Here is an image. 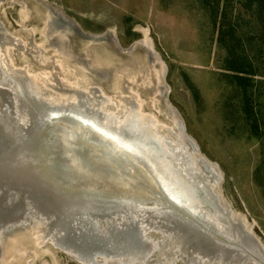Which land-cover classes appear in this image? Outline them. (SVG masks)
I'll return each mask as SVG.
<instances>
[{
    "label": "rangeland",
    "instance_id": "rangeland-1",
    "mask_svg": "<svg viewBox=\"0 0 264 264\" xmlns=\"http://www.w3.org/2000/svg\"><path fill=\"white\" fill-rule=\"evenodd\" d=\"M254 9L250 0H0V264H264V27ZM230 50L251 62L256 131L229 75ZM91 111L114 129L147 125L190 170L210 171L211 208L236 235L162 209L98 213L85 206L117 202L49 174L52 187L41 181L22 129L64 115L85 123ZM16 146L30 153L24 168L12 161L25 157Z\"/></svg>",
    "mask_w": 264,
    "mask_h": 264
},
{
    "label": "bare ground",
    "instance_id": "bare-ground-1",
    "mask_svg": "<svg viewBox=\"0 0 264 264\" xmlns=\"http://www.w3.org/2000/svg\"><path fill=\"white\" fill-rule=\"evenodd\" d=\"M148 79L150 78L148 77ZM151 85L155 89H158L159 86H162L153 82ZM77 105L78 102H75L73 107ZM52 111H54V109ZM59 111L60 110L58 109L56 112ZM98 116L99 115L97 111H93V113L91 111L87 115H83L82 117L86 119L85 123H83V118V120H81L70 115H64L62 117L56 116L55 118L53 116L52 118L55 119V121L53 120V123H49L50 120H48V117H44L43 119L41 118L36 120V122L33 124L34 127L31 128L32 132H30V128H23L24 130L22 129L21 132L22 135L21 137H18V139H24L28 137L27 143L25 145L26 147H29L28 149L30 151L33 150V156H36V159L33 161V166L35 165L34 168L36 169H34L35 172L33 173L37 176L41 174V181L49 183L51 187L52 182L48 178L47 174L56 178L57 182H60V185H62L64 188L67 186L65 184H68L75 187L76 189L82 190L83 192H87V194H90L88 193L89 191H99L103 193L101 194L102 197L110 200V202H113V204H116L114 202H117L116 205L120 203L124 204L126 200L123 202L122 199L119 200L115 199V197H112L113 188L121 189L120 192H123L121 193L122 195H120L121 197L125 196L133 198V196L137 194L142 195L143 193H146L147 195H150L155 192L152 190L151 193V184L154 181L160 186L158 188L162 189V196L165 199L171 201V205L184 210V208L181 207L184 204L188 210H190L188 211L185 207L187 210L185 213L190 218H192L194 221L195 218H197L195 225H198L199 229H202L204 227L203 225L210 227L216 225L219 230H227V232L229 231L230 234H233L234 236L236 235L237 230L235 229V224L233 223L234 221L232 222L229 217L223 216V214L221 215L220 213L217 214L212 210L213 207H217L218 205L216 203V199L214 198V194L210 189V171H208V174L203 172L202 175H199L190 170L188 165L183 163L175 150L172 152L167 142H161L164 139H160L155 133H150V129L146 127L147 125L143 126L144 124H136L134 127L136 130H134V128L131 130L130 126H127L125 129H114L110 126L99 124ZM99 118L101 117L99 116ZM102 126L107 127V129L105 131L101 130ZM108 131H110L111 136L107 135ZM131 131H133L134 135L138 136L132 137L133 134H131ZM126 133L131 134V137H129L130 135H128V138L123 136V134L126 135ZM115 136H117V138H121V140L119 139V141L117 138L114 139ZM121 141L125 142L126 144L124 145ZM17 148V146L14 147L12 150L13 154L21 155L25 153V157H23L19 163L17 158H13L12 161L17 162V166L19 168L22 166L24 168L25 165L28 164V160H25V158L27 155H30V153L26 152L24 149ZM138 153L139 155L141 153L145 154L143 156H147V159H149L147 160L148 163L146 159L144 158V160L142 158L143 156L140 155V157ZM54 154L57 156V158H54ZM114 158H117L116 162L118 161L122 167L125 169H130V176L133 178L121 180V178L118 177L119 175H115L117 174L116 172L115 174L110 173L108 166H111V159L113 160ZM156 162L160 165L163 164V166L166 168V171L171 174L173 177L172 182L175 186L166 182V180L161 177V174L156 171L154 165ZM206 166L208 167V170H212L209 165ZM212 177L214 176L212 175ZM43 178L45 180H43ZM62 190L65 189H55V191L59 194L64 193ZM180 190H182L183 193H181ZM107 191H112V193H107ZM67 195H70V197L72 196L73 199H76H72V201L75 202L70 203L77 206L80 205L81 201L79 196H73L72 194ZM155 195L160 196L158 192L152 194V196ZM158 196L156 198H160ZM88 197L94 198L93 194H90ZM129 203L130 205L128 208H131L130 211H132V209L138 208L137 206H139L135 205L130 207L134 204L131 205V202ZM163 205V203H152L146 208L139 207L141 209H148L154 212H160L162 209L163 213H166L163 210ZM168 207L173 209V206L171 207L169 205ZM188 212H192L195 218ZM167 215L174 220L177 219L172 217L171 214L167 213ZM222 222L227 224L226 229L220 225ZM186 226L190 227L191 225L186 224ZM195 228H197V226H195Z\"/></svg>",
    "mask_w": 264,
    "mask_h": 264
},
{
    "label": "trees",
    "instance_id": "trees-1",
    "mask_svg": "<svg viewBox=\"0 0 264 264\" xmlns=\"http://www.w3.org/2000/svg\"><path fill=\"white\" fill-rule=\"evenodd\" d=\"M250 2L255 6L254 14L264 27V0H250ZM250 64L251 62L246 54L229 51L227 57L229 75L233 78V83L237 85L241 92L242 110L246 116L247 122L250 123V129L251 131H256L260 127L259 121H264V116L261 114L262 111L258 109L261 115L259 120L257 109L254 106L253 91L250 87V76L245 70V67L248 65L250 66ZM261 165L258 171L259 173L261 170H264V158Z\"/></svg>",
    "mask_w": 264,
    "mask_h": 264
},
{
    "label": "water",
    "instance_id": "water-1",
    "mask_svg": "<svg viewBox=\"0 0 264 264\" xmlns=\"http://www.w3.org/2000/svg\"><path fill=\"white\" fill-rule=\"evenodd\" d=\"M51 8H52V6H51ZM54 10L56 11V8H54ZM60 108L61 107L58 106V107H56L54 109H60ZM50 111H52V110H50ZM116 160H117V158H114L113 160L111 159V162H110L111 166L110 167L108 166V169L110 170V173L111 174L112 173L115 174V172H116L117 174H115V175H119L118 177H120L121 180L122 179L127 180L129 178H133V177L130 176L131 175L130 174V172H131L130 169H125L124 167L121 166V164L118 163V161L116 162ZM65 185L68 186V184H65ZM151 187H152L151 188V193H152V190H154L156 193L158 192L160 194V196H158V195L157 196L160 197V198H156L157 197L156 195L155 196H152V194H155V192H153L152 194H150L151 196L150 195H147L146 193H143L142 195H138V194L137 195H134L133 198L132 197H125V196L124 197H121L120 195H122L121 193H123V192H120L121 189H115V188H113V196L112 197H115V199H119V200L122 199L123 202H124V200H126L124 204L123 203H120L119 205L113 206L114 208H112V209H110V207L109 208L108 207L106 208L105 206H102V205H101L102 207L99 206L98 208H96V207L94 208L91 205H89L90 207L89 206L88 207L85 206L86 207L85 209L91 208L93 211H96V212L98 211V213L100 211H103V212H106L107 211L106 213H110V212H112L111 210H114V209H117V208H121V207L122 208H128L130 204L129 203L127 204V202H131V205L132 204L139 205L140 207H143V208L148 207L152 203H161V204L163 203L165 205V206L163 205V210L166 213L171 214L172 217H174V218H177V219L179 218V222L184 223L185 225L186 224H190L192 227L195 226V224H196L195 222L196 221H194L192 218H190L185 213V210H183V209L181 210V209L177 208L176 206L171 205L172 204L171 201H169L168 199H165L162 196V194H161L162 193V191H161L162 189L161 188H158V187H160L158 184H156L153 181V183L151 184ZM107 193H112V191H107ZM132 202H134V203H132ZM169 205L171 207L173 206V209H170L168 207ZM197 221H199V220H197ZM197 228L199 229L198 226H197ZM134 231L139 234V230H137L136 228L134 229Z\"/></svg>",
    "mask_w": 264,
    "mask_h": 264
}]
</instances>
